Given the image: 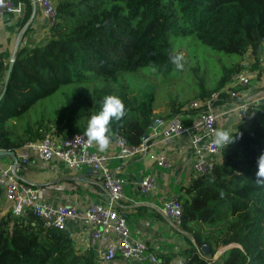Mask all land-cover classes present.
Instances as JSON below:
<instances>
[{
    "label": "trees",
    "instance_id": "trees-1",
    "mask_svg": "<svg viewBox=\"0 0 264 264\" xmlns=\"http://www.w3.org/2000/svg\"><path fill=\"white\" fill-rule=\"evenodd\" d=\"M24 4V22L37 5ZM57 21L36 44L17 50L6 89L8 69L0 52V150L13 153L45 134L65 137L85 133V119L97 111L109 88L64 92L63 106L49 119H22L40 100L61 85L84 83L96 75L118 81L124 71L143 65L166 75L176 66L170 32L193 33L203 44L225 54L250 51V67L235 63L223 68L217 84L196 99L225 86L240 70L261 71L264 40V0H55ZM3 92V93H2ZM125 113L110 122L109 135H123L139 145L159 118L153 96L138 99L121 86L117 95ZM177 104L171 114L183 112ZM264 101L251 106L255 114L241 118L234 142L221 147L214 169L193 175L184 185L180 226L189 246L185 256L158 252L160 264H264V179L256 177V158L264 151ZM207 245L210 255L203 246ZM218 254L216 257L215 255ZM177 256L173 259V257ZM0 264H101L93 246L78 247L70 228L48 227L32 212L0 216Z\"/></svg>",
    "mask_w": 264,
    "mask_h": 264
},
{
    "label": "built area",
    "instance_id": "built-area-1",
    "mask_svg": "<svg viewBox=\"0 0 264 264\" xmlns=\"http://www.w3.org/2000/svg\"><path fill=\"white\" fill-rule=\"evenodd\" d=\"M40 8L48 26L58 18L55 0H33ZM13 0H0V16H6L16 9ZM264 50V40L262 44ZM258 71L240 70L231 75L230 81L220 89L203 98L193 99L183 112L167 120L158 118L151 127L148 137L139 145H131L123 135H115L119 157H132L151 148L154 139L169 145L177 136H187V154L184 156L188 169L196 176L210 173L220 159L221 147L213 143L214 130L221 121L230 116L250 118L255 114L251 106L264 101V92L256 96L247 95L255 88L254 79ZM264 112V107L259 108ZM168 148L156 152L159 167L171 170L175 161L168 154ZM15 165L5 168L0 165V197L12 203L11 212L21 215L32 212L48 227L65 228L70 222L81 224L87 229L88 246H93L101 264H118L148 259L151 264H160L155 253H149L144 239L133 235L127 218L118 210V201L125 197L128 179L122 173V165L112 166L113 155L108 150L100 151L94 142H89L85 133L75 132L65 137L45 134L38 140L28 141L17 152ZM32 158L42 163L60 160L73 170L90 167L100 177L106 201H89L85 208L74 203L56 204L44 200L42 188L27 182L24 175ZM158 188L155 174H145L139 183V191L147 194ZM182 191L168 196L160 210L176 226L181 225L183 212ZM173 264H185L177 258ZM209 264H214V260Z\"/></svg>",
    "mask_w": 264,
    "mask_h": 264
},
{
    "label": "crops",
    "instance_id": "crops-1",
    "mask_svg": "<svg viewBox=\"0 0 264 264\" xmlns=\"http://www.w3.org/2000/svg\"><path fill=\"white\" fill-rule=\"evenodd\" d=\"M13 1L17 5L16 9L5 17L0 16V52L8 65L13 58L15 59L18 49L24 45L36 44L48 32L45 18L38 6L34 7V12L24 22V4L21 0ZM260 60L263 65L264 52ZM260 70L254 79L256 85L253 92L264 83L257 79L258 77L264 78V68ZM249 94H252V91L247 95ZM221 122L219 127L224 128ZM237 123H240L238 115L230 116L226 121L225 124L229 125L230 133ZM113 137L110 138L109 146L106 148L114 156L111 165L121 164L122 173L128 179L125 197L118 201V210L127 218L133 235L144 239L149 253L156 255L158 252L168 253V248L171 245L169 242L171 243L172 240L170 237L172 231L169 228L170 224H175L161 213L160 208L168 196L182 191V187L188 184L194 175L188 169L189 166L184 157L188 148L187 136H177L170 141L169 145L161 143L157 137L150 149L132 157L117 156L118 147ZM163 148H168L169 156L175 161V166L171 170L159 167L156 161V152ZM0 165L5 168L13 167L15 165L14 155L0 154ZM89 169L90 167H85L73 170L57 159L42 163L38 159L32 158L24 178L27 182L42 188L41 197L44 200L56 204L74 203L85 208L91 200L97 203L106 201L99 175L92 168V170ZM147 173L157 176L158 188L147 194H142L139 191V183ZM12 206L10 201L1 196L0 216L11 211ZM68 227L73 232L76 245L87 247V229L81 224L72 222L68 224ZM118 264L151 263L148 259L129 263L118 259Z\"/></svg>",
    "mask_w": 264,
    "mask_h": 264
},
{
    "label": "rangeland",
    "instance_id": "rangeland-1",
    "mask_svg": "<svg viewBox=\"0 0 264 264\" xmlns=\"http://www.w3.org/2000/svg\"><path fill=\"white\" fill-rule=\"evenodd\" d=\"M170 41L173 46L172 57L175 55L182 56V68L175 66L170 73L163 75L157 71L156 67L143 65L136 71L121 72L117 82L107 81L102 77L92 75L93 78L88 82L63 84L55 93L34 105L24 114L22 119L16 120V130L19 131L27 122H33L41 117L45 119L53 117L55 110L64 104V92L83 89L91 97L94 87H107L113 95L117 96L120 87L123 86L130 95L138 99L144 98L146 93H151L156 116L167 120L173 115L171 112L177 104L187 105L191 100L196 99V96L203 89L213 88L217 84L224 67L235 63L250 67L255 62L250 51L242 56L225 54L203 44L193 33L176 35L175 32H170ZM257 79L264 82V78L258 77ZM263 91L264 83L250 95L254 97ZM89 117L85 119V122L88 121ZM221 123L224 129L228 130L229 125L225 124V121ZM240 124L241 122L237 123L232 132ZM169 229L172 231L169 253L185 256L183 251L189 246L185 233L173 224H170ZM177 256L173 257L172 260Z\"/></svg>",
    "mask_w": 264,
    "mask_h": 264
},
{
    "label": "clouds",
    "instance_id": "clouds-1",
    "mask_svg": "<svg viewBox=\"0 0 264 264\" xmlns=\"http://www.w3.org/2000/svg\"><path fill=\"white\" fill-rule=\"evenodd\" d=\"M176 67L182 68V56L173 57ZM125 108L122 100L115 95H106L97 111L90 115L85 128V135L89 142H94L100 151H104L110 143V122L120 120L124 116ZM235 137L227 129L214 130L213 143L227 147L234 142ZM256 177L264 179V151L256 158Z\"/></svg>",
    "mask_w": 264,
    "mask_h": 264
},
{
    "label": "water",
    "instance_id": "water-1",
    "mask_svg": "<svg viewBox=\"0 0 264 264\" xmlns=\"http://www.w3.org/2000/svg\"><path fill=\"white\" fill-rule=\"evenodd\" d=\"M171 56H172V54H171ZM172 58H173V57H172ZM14 61H15V59L13 58V59L10 61V63H9V66H8V69H7V72H6V76H5V82H4L3 92H4L5 89H6V84H7V81H8V79H9V76H10V73H11V70H12V66H13ZM0 86H1V85H0ZM3 92H2V93H3ZM1 96H2V95H0V98H1ZM156 125H157V123L155 122V123H154V126H156ZM147 137H148V134H146L144 138H147ZM113 138H115V137H113ZM0 154H11V155H14V157H15V162L18 160V156H17L16 153L9 152V151H5V150H0ZM89 170H92V169L90 168ZM65 228L68 229V228H69L68 225H67ZM203 249H204L206 255H210V250H209V247H208L207 245H204V246H203ZM217 255H218V254H216L215 257H216Z\"/></svg>",
    "mask_w": 264,
    "mask_h": 264
}]
</instances>
